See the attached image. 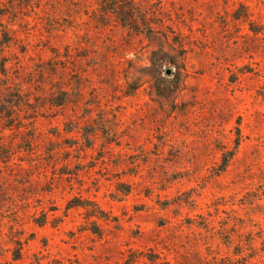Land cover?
Returning a JSON list of instances; mask_svg holds the SVG:
<instances>
[{"label":"rangeland","instance_id":"374dc122","mask_svg":"<svg viewBox=\"0 0 264 264\" xmlns=\"http://www.w3.org/2000/svg\"><path fill=\"white\" fill-rule=\"evenodd\" d=\"M0 264H264V0H0Z\"/></svg>","mask_w":264,"mask_h":264},{"label":"water","instance_id":"95a60500","mask_svg":"<svg viewBox=\"0 0 264 264\" xmlns=\"http://www.w3.org/2000/svg\"><path fill=\"white\" fill-rule=\"evenodd\" d=\"M164 74H165L166 76H169V75L171 74V70H169V69L165 70Z\"/></svg>","mask_w":264,"mask_h":264},{"label":"trees","instance_id":"16d2710c","mask_svg":"<svg viewBox=\"0 0 264 264\" xmlns=\"http://www.w3.org/2000/svg\"><path fill=\"white\" fill-rule=\"evenodd\" d=\"M113 1H116V0H109V2H113ZM113 5H115V3H113ZM112 11V10H111ZM222 168H225V165L222 166Z\"/></svg>","mask_w":264,"mask_h":264}]
</instances>
